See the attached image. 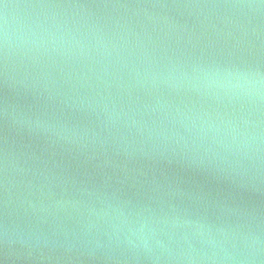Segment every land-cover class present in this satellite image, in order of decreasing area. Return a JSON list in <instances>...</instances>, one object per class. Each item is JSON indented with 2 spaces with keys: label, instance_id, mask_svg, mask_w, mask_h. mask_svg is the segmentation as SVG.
I'll list each match as a JSON object with an SVG mask.
<instances>
[{
  "label": "water",
  "instance_id": "obj_1",
  "mask_svg": "<svg viewBox=\"0 0 264 264\" xmlns=\"http://www.w3.org/2000/svg\"><path fill=\"white\" fill-rule=\"evenodd\" d=\"M232 72L264 79L262 0H0V262L264 264Z\"/></svg>",
  "mask_w": 264,
  "mask_h": 264
},
{
  "label": "clouds",
  "instance_id": "obj_2",
  "mask_svg": "<svg viewBox=\"0 0 264 264\" xmlns=\"http://www.w3.org/2000/svg\"><path fill=\"white\" fill-rule=\"evenodd\" d=\"M264 2V0H262ZM218 87L239 96L259 95L261 88H264V79H261L258 73H228L221 81H213ZM144 225L142 224L139 231L143 233ZM3 264V262H0Z\"/></svg>",
  "mask_w": 264,
  "mask_h": 264
}]
</instances>
